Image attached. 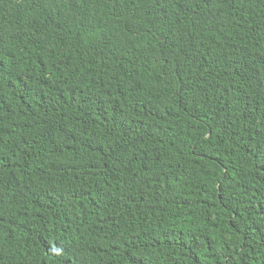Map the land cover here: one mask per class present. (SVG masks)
Segmentation results:
<instances>
[{
  "label": "trees",
  "instance_id": "16d2710c",
  "mask_svg": "<svg viewBox=\"0 0 264 264\" xmlns=\"http://www.w3.org/2000/svg\"><path fill=\"white\" fill-rule=\"evenodd\" d=\"M0 264H264V0H0Z\"/></svg>",
  "mask_w": 264,
  "mask_h": 264
}]
</instances>
